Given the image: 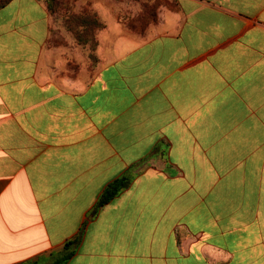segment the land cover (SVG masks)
<instances>
[{
  "label": "crops",
  "instance_id": "0c3cea01",
  "mask_svg": "<svg viewBox=\"0 0 264 264\" xmlns=\"http://www.w3.org/2000/svg\"><path fill=\"white\" fill-rule=\"evenodd\" d=\"M75 11L0 9V264H264V0Z\"/></svg>",
  "mask_w": 264,
  "mask_h": 264
},
{
  "label": "trees",
  "instance_id": "16d2710c",
  "mask_svg": "<svg viewBox=\"0 0 264 264\" xmlns=\"http://www.w3.org/2000/svg\"><path fill=\"white\" fill-rule=\"evenodd\" d=\"M12 0H0V9L7 6ZM77 0H48L47 6L51 15H55L61 11H64V22L66 27L74 34L76 39L81 44H87L92 41L93 49L96 46L95 42V30L101 29L103 24L99 22L95 14L90 11H85L83 13H77L75 11V4ZM141 21L147 22L155 19V14L152 13V8L149 5L143 6V11L141 15ZM144 24V23H143ZM134 177L132 175H124L111 184L102 193L99 202L96 206V211L110 203L113 199L118 197L124 190L132 184ZM79 239H75L77 242ZM70 245V243H68ZM66 245V248L67 246ZM72 253L67 252L66 260L69 259ZM60 264V263H58Z\"/></svg>",
  "mask_w": 264,
  "mask_h": 264
},
{
  "label": "rangeland",
  "instance_id": "374dc122",
  "mask_svg": "<svg viewBox=\"0 0 264 264\" xmlns=\"http://www.w3.org/2000/svg\"><path fill=\"white\" fill-rule=\"evenodd\" d=\"M46 1H48V0H46ZM65 13H64V11L61 9V11L59 12V13H57L56 14V16L54 15V17L55 18H57V19H59V18H61L62 19V25L64 26V27H66V25H65V22H64V16H60V15H64ZM67 28V27H66ZM68 29V28H67ZM69 30V29H68Z\"/></svg>",
  "mask_w": 264,
  "mask_h": 264
}]
</instances>
